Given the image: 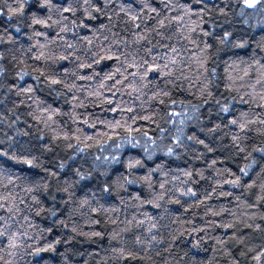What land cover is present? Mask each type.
I'll list each match as a JSON object with an SVG mask.
<instances>
[{
  "label": "clouds",
  "instance_id": "1",
  "mask_svg": "<svg viewBox=\"0 0 264 264\" xmlns=\"http://www.w3.org/2000/svg\"><path fill=\"white\" fill-rule=\"evenodd\" d=\"M0 264H264V0H0Z\"/></svg>",
  "mask_w": 264,
  "mask_h": 264
}]
</instances>
